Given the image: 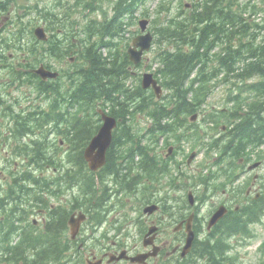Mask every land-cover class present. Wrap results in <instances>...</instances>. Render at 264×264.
<instances>
[{
  "label": "trees",
  "instance_id": "obj_1",
  "mask_svg": "<svg viewBox=\"0 0 264 264\" xmlns=\"http://www.w3.org/2000/svg\"><path fill=\"white\" fill-rule=\"evenodd\" d=\"M199 2L201 3V6L197 7V9L200 10L202 8H206V11L202 12L200 15H196L197 23L215 21L216 15L214 4L216 1L199 0ZM142 3L143 0H119L114 8L115 13L112 19L106 23L103 21L99 24L98 27L100 32H93L91 24L86 26L85 33L87 37L83 39L84 49L82 52L84 63L75 66V77L71 81L70 86L66 87V91H62V88H57L56 84L53 85L51 90L52 94L55 96L54 97L48 90L49 85H38L37 88L40 93H44L47 97L52 96L49 107L48 109H34L35 112L41 114V117H38V115L35 114L17 116L15 120L23 123H18L19 125L14 124V126H12V135L14 134L12 138L18 136L19 134H23L24 136L31 135V132H35V130L39 131L40 129L42 134H44L45 131L43 130V126L45 124L48 125L50 119H54L55 123H53V127L51 129L59 130L58 125L60 123H66L68 125L67 127L69 132L64 133L58 131V133L64 135V138L73 147H75L73 153L76 154L77 159H82L84 148L89 143L92 136L97 132L99 127V124H97V121L94 119V115L97 113L98 105H101L103 108H109L110 114L123 118V123L130 114V109L139 111H146L149 109V101H151L152 98L147 96L146 90H143L140 86H138L132 93L128 91V87L124 81L129 74L127 66L128 57L122 60L120 57L122 52L112 39L119 35L121 18L125 14L132 15L136 10L137 5ZM0 10L5 11L7 8L4 4H0ZM191 12L193 13L194 11L192 10ZM57 16L61 17L62 14L59 15L58 13ZM185 20V14L180 13L174 17V20L171 23L174 29L169 27L162 29V34L164 36L167 35L170 38L177 39L178 49L175 52H173L172 49H166L165 52L161 54L162 62L164 64V68L161 69L164 81L163 83L165 86L172 88L175 91L177 96V106H175L172 110H167V107L162 105L159 106L156 112H152V114L158 117L162 116V118L164 116H167V118L171 116V119H173V123H171V125L181 122L185 123L186 119L182 118V115L184 113L193 112L196 109L195 103L189 101L188 99L189 93L194 89L195 81H193L189 87H186V80L191 78V73L199 65L202 66V68L206 67V61L211 53L214 54L220 50V44L216 42L226 40L235 34L239 35L243 32V28L245 31L251 28V23L247 18L244 19L240 16L236 19L230 9L224 14L222 20L217 23H206L207 25L205 24L206 26L201 31L197 29H186L182 31V22ZM236 26H238V31L235 30ZM21 32L22 28L12 34L14 36H21ZM94 34H96L97 39L93 40ZM106 34L110 37L109 40L106 39ZM57 41L58 40L52 41V45L48 48V50L52 53H54V48L56 51ZM1 43L6 44L8 42L1 41ZM102 46H107L109 48L108 56H104ZM112 49H115V51L112 52ZM228 49H230V52L227 51L226 55L221 57V63L223 65L232 67V65L247 59L245 57L247 56L245 52H248L249 55H253L252 57L256 58L251 65V70L264 74V47L258 48V53L255 52L256 48L253 46H248L245 50H232L231 46H229ZM59 55L63 56V52ZM109 58H112V60L109 61ZM6 59L7 57L0 53V65L4 64ZM88 65L89 67H87ZM29 72V70L25 71V73L22 70H16V76L14 79L29 82L32 77H35V74L31 72L30 74ZM69 79L71 80V76H69ZM121 95H124V98H122ZM73 111H75V113L83 112L85 116L71 117L73 115ZM170 111L172 112L171 114H169ZM31 112L32 111L30 110L29 113ZM63 112L65 113L62 114ZM56 113H58V115ZM162 118L157 119L155 126L156 130H165L170 126L169 123L165 125L162 124ZM122 125H120L115 132L113 144L108 152V163L106 167L98 172L103 188L105 184V174L115 177L119 176L121 178L120 180H123V177L119 174H121V172L126 168L131 170V167L128 164H124V162H128L125 161L126 155L133 158L135 152L137 151L144 153L145 157L148 156L145 147L141 144L137 145L136 150H134V148L130 150L121 148L124 143L129 142L127 141L128 139L131 138L130 140L133 141L130 131L128 129L124 130ZM70 129L73 131L70 132ZM263 135L264 130L260 133H255V131L250 128V125L245 126L231 136V139L226 144V150L232 149L239 154L240 148H243L246 142L261 139ZM42 138L43 137H40L41 140L37 138L36 143L32 147V155L34 158H37V154H41V157L45 162H51L52 156L48 153L47 146L42 147L47 141H42ZM225 143L226 141L216 139L214 145L218 147L220 145H224ZM149 159L150 158L147 157L145 161ZM67 173L71 172L67 171ZM94 176L95 175H93L88 181H82L79 183L80 186H83L82 192L86 197L91 196V189L94 190L93 194L97 193L95 187L96 183L93 178ZM125 182L126 181H123V184H125ZM91 206L94 207V205ZM75 207H79V205L76 204ZM258 208L259 210H263L264 203L259 202L256 209ZM256 209L253 212L254 215L248 219L249 221L260 220L262 213H256ZM10 224L16 225L14 222ZM62 224L65 223L62 222ZM57 225L52 224L48 226V232L45 234V237L39 236V240L36 241V244L31 242L32 246L30 248H15L8 245V249L16 252H11L8 256H21L23 259L22 264H32V261L29 263L24 262V259H27V256L31 257L35 262H40L41 258L43 259L48 254V251L52 250L53 253L54 250H57V237L52 240L53 233L56 231L55 226L61 231L60 227ZM1 226L2 224H0V234H8L13 229L12 227L4 229ZM245 227V221L242 222L239 217L232 225L224 219L218 224L215 231H212V235L215 236L216 233L221 234L224 229L226 230L231 228V230L226 231L232 233L240 231ZM3 238L5 237L0 235V241H5ZM51 242L52 246L49 247ZM197 251L200 255L204 253L208 254L210 257V264H226L224 262V254L220 250L219 243L197 247ZM40 264H49V262L43 259ZM230 264L233 263L231 262Z\"/></svg>",
  "mask_w": 264,
  "mask_h": 264
},
{
  "label": "bare ground",
  "instance_id": "obj_2",
  "mask_svg": "<svg viewBox=\"0 0 264 264\" xmlns=\"http://www.w3.org/2000/svg\"><path fill=\"white\" fill-rule=\"evenodd\" d=\"M240 4H242L245 8L239 9L235 8L233 6L230 7L231 12L235 16L236 19L238 17L242 16L244 19L247 18L251 23V28L247 31L243 28L239 35L245 36V37H254L257 36L259 33V30L254 27L252 24V19L256 18V14L254 11L250 8L251 1L245 0L243 2L242 0H237ZM187 6V4H186ZM188 11H192V9H186ZM4 10H0V13H3ZM59 13L61 15L60 10H55L54 14ZM180 13L174 15L176 17ZM184 14V13H183ZM238 31V26H236V29ZM64 37H60V40L63 41ZM166 49H171L170 47L166 46ZM69 76H71V80L69 79ZM74 68L66 70V71H60L58 73H51L50 75H43L38 70L35 73V77H32L31 80L28 82L30 86H38L41 84L49 85L48 90L52 93L51 87L53 85H57V88H64L70 84V82L74 79ZM192 79V76L191 78ZM56 88V89H57ZM73 92V91H72ZM1 103V99H0ZM76 109V108H75ZM74 109V110H75ZM22 110H26L23 108ZM31 113H27V115L35 114L39 115L34 110H31ZM63 112L62 114H64ZM58 115V113H56ZM54 114V115H56ZM35 121V120H34ZM36 123V122H34ZM53 123H55L54 119H50L48 122V126H51ZM15 123H11L8 125L9 132L12 134V126H14ZM43 130L45 128L43 127ZM56 130H53L55 132ZM38 132L39 140L40 137H43L42 141H49V144L47 145V151L52 156V161H48L47 163H54V168L51 170H39L38 168L31 169L30 171L26 172L24 177L26 179L20 180L18 183V190L22 191L23 193H26L27 198V207L24 210H21L18 207V204L15 201H12L10 203L2 205L0 208V218L4 220L5 223L1 227L6 229L7 227H12L10 233L8 234H1V236H4L5 241H0L3 245H9L10 247H26L30 248L31 242H34L36 244V241L39 240V235H36L34 233V229H37L38 224L40 221L47 215H53V222L60 227L61 231H67L69 229H72L74 227L79 226V221L82 218V205L78 204L79 207H74L72 211V215L63 211L60 207L68 203L69 196L65 195L63 197H57L54 200L50 202H44L46 197L53 194L56 190L61 188V185L53 180H49L51 178V173L54 171L62 170L56 167V163L64 161V159L67 157V148L63 144L64 140L59 139L56 137H51L48 133L44 132L42 134L41 129ZM46 133V134H45ZM26 136V135H25ZM24 136V137H25ZM56 138V142L53 141ZM84 153H82L83 156ZM80 157V156H79ZM69 160H71V157H69ZM48 172H50L48 174ZM31 174V175H30ZM38 199L39 201H35ZM35 201V202H34ZM34 216H38L39 219L33 218ZM105 216H108V214L105 212ZM14 217L15 220L13 219ZM17 220L20 221V224L17 225ZM16 223V225H11L10 223ZM64 222L65 224H62ZM105 222V221H104ZM24 228V231L21 232V230ZM6 252H14L10 249L6 250ZM16 253V252H14ZM10 255V254H9ZM15 256V255H14ZM14 256H7L6 260L9 264H19L23 263L21 256L14 257ZM68 259L61 257L60 259H56L55 261L58 264H66Z\"/></svg>",
  "mask_w": 264,
  "mask_h": 264
},
{
  "label": "rangeland",
  "instance_id": "obj_3",
  "mask_svg": "<svg viewBox=\"0 0 264 264\" xmlns=\"http://www.w3.org/2000/svg\"><path fill=\"white\" fill-rule=\"evenodd\" d=\"M43 1H56V0H22V3H30L35 5L36 3H39L40 5L43 4ZM71 3L75 2V0H70ZM76 1H87V0H76ZM111 1L113 0H102L101 3L103 5V7L109 8L111 6ZM195 0H143V3L140 5H137V7L139 8L138 13H137V20L128 25V32L126 33V37H132L134 38L135 35H137L138 33H134V31H138L140 30L139 28V24L138 21L140 18L144 17V11H148L150 16H145L146 18H149L150 20V26H160L164 23V20L166 21L168 18L180 13L181 11H186V9H192V3ZM243 2H245V0H242ZM256 3H260L261 0H256ZM2 3V0H0V4ZM187 4V6H186ZM16 8H14L15 13H17L18 9L22 10L20 6H15ZM18 8V9H17ZM23 11V10H22ZM5 15H8L6 12H3ZM78 14L79 18H81V15L79 13H75V15ZM100 16H102L101 11H99ZM257 17V16H256ZM149 26V27H150ZM3 33L6 34L8 33V28H5L3 30ZM131 39V38H130ZM261 40V38H260ZM165 46H167L166 43H162L160 44L158 43H154L152 49L146 53V60L144 62V67H142L140 69V73L147 71L146 65L145 64H151L154 59V57L157 55V52L161 49L164 48ZM157 67V64H154V68ZM137 71V70H136ZM226 86H221L218 89H216L210 96L209 100H208V109L212 108H218L221 107L224 99L226 97ZM28 91V89H26ZM20 94L21 95V91L16 90L14 92V94ZM2 102V100H1ZM1 104V103H0ZM202 119V115L199 114V119L198 121H200ZM142 120L143 118H138V121ZM141 121V122H142ZM141 133V131H140ZM191 151V149L188 147L186 152L189 153ZM179 159L183 160L182 155L178 156ZM203 158V153H200V155L198 156V158L195 160V162L193 163V166L197 165L201 159ZM185 160V159H184ZM50 172H48L49 174ZM3 174V173H2ZM1 175V172H0ZM132 216H136L135 213L133 214L132 212ZM33 218H37L39 219L38 216H34ZM105 223V222H104ZM129 228H131L129 226ZM132 230L134 229V227L131 228ZM256 232L259 234V236L255 239L252 240V242H250V244L248 245H244L245 241L244 240H240L239 242H237V239H234L233 242L236 245V250L240 253V258L243 260L244 264H256L257 261L260 259V253H259V244L262 241V238L264 237V225H257L256 226Z\"/></svg>",
  "mask_w": 264,
  "mask_h": 264
},
{
  "label": "water",
  "instance_id": "obj_4",
  "mask_svg": "<svg viewBox=\"0 0 264 264\" xmlns=\"http://www.w3.org/2000/svg\"><path fill=\"white\" fill-rule=\"evenodd\" d=\"M146 20L141 21L143 29L146 28L147 25ZM139 40H143L145 42V46L143 48H149L152 40V35L147 34L144 36H139L135 39V44L138 43ZM142 54V50L138 52H134L131 50L132 58L136 61L140 60ZM43 75H50L51 72L45 70L43 67L38 70ZM154 86L156 87L157 91H160V87L156 86V82H153ZM105 119V124L101 128L99 134L93 139L90 147L86 150V157L91 162V167L93 169L98 168L99 166L105 163V152L112 140V128L116 125V120L112 117H108L105 114L103 115Z\"/></svg>",
  "mask_w": 264,
  "mask_h": 264
},
{
  "label": "flooded vegetation",
  "instance_id": "obj_5",
  "mask_svg": "<svg viewBox=\"0 0 264 264\" xmlns=\"http://www.w3.org/2000/svg\"><path fill=\"white\" fill-rule=\"evenodd\" d=\"M25 138H27V135L25 136Z\"/></svg>",
  "mask_w": 264,
  "mask_h": 264
}]
</instances>
